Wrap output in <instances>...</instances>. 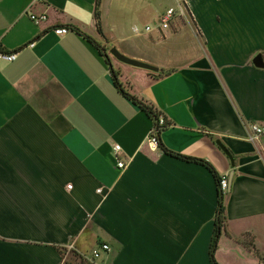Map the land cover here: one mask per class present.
I'll return each instance as SVG.
<instances>
[{"label":"crops","instance_id":"0c3cea01","mask_svg":"<svg viewBox=\"0 0 264 264\" xmlns=\"http://www.w3.org/2000/svg\"><path fill=\"white\" fill-rule=\"evenodd\" d=\"M132 1L111 18L101 0L100 33L97 0H0V50L18 53L0 62V264L90 263L101 244L111 252L95 264H213V172L150 150L154 120L116 82L166 117L164 148L228 176L217 263L264 264V133L250 140L253 125L264 130V0H168L187 17L150 33L135 23L159 22L160 0ZM126 14L136 36L107 38Z\"/></svg>","mask_w":264,"mask_h":264},{"label":"built area","instance_id":"2783aa9c","mask_svg":"<svg viewBox=\"0 0 264 264\" xmlns=\"http://www.w3.org/2000/svg\"><path fill=\"white\" fill-rule=\"evenodd\" d=\"M187 9L181 2L177 3L176 7H171L167 9V11L161 16L159 22L155 23L153 26H147L145 28L146 32H153L154 30H162L167 31L171 28V25L176 17H186ZM30 19L34 21L36 24H40L44 22L47 18L45 15L42 16H35L30 15ZM135 32H139L137 28L134 29ZM69 32V29H61L57 30L56 33L60 35H64ZM34 44H31L30 47L32 48ZM18 53H8L0 50V62L4 63H13L17 60ZM170 124L168 123L166 117L162 114L159 115L157 122H154V126L152 127L149 136L147 138V145L152 151H157L160 147V136L164 130H166ZM253 136L250 137L251 141L257 140L263 133L264 130L257 126L253 125L251 127ZM114 151L116 154H119L121 151L120 145L114 146ZM118 156V155H117ZM117 165L120 169H125L127 167L126 162H124L120 155L117 157ZM229 181L228 176H222L219 184V191L221 194L225 195L228 192ZM72 186H68V189H71ZM100 191V190H99ZM111 247L107 244H101L98 246L97 249L93 250L90 255H88V260L91 264H95V261L99 260L103 254L110 253Z\"/></svg>","mask_w":264,"mask_h":264},{"label":"trees","instance_id":"16d2710c","mask_svg":"<svg viewBox=\"0 0 264 264\" xmlns=\"http://www.w3.org/2000/svg\"><path fill=\"white\" fill-rule=\"evenodd\" d=\"M100 7H101V0H97L96 9H95V17H96V23L98 26V30L101 33V10H100ZM87 38L97 48H100V45L93 38H91L89 36H87ZM173 72H174L173 70L161 71L160 75L158 76V79H162V78L170 75ZM113 74H114V72H113ZM114 76H115V74H114ZM116 85L119 87L122 94H124L126 97H128L129 99L134 101V103L139 105V107L142 108V110L145 111L154 120L155 123L157 122L158 117L160 115V112H158L152 104L140 101V100L136 99L135 97L129 95L128 93H126L121 88V86L119 85L118 82H116ZM161 148L171 156H174V157L186 160V161H192V162H196V163H200L202 165H205L206 167H208L213 172L214 177L216 178L218 185L220 184L221 177H219L217 175V173L215 172L213 167L208 162L203 161V160L184 157V156H181L179 154H175V153L169 151L168 149L164 148L163 145H161ZM225 222H226V196L221 194L219 191L218 208H217L216 217H215V230H214V236H213L211 248H210V258H211V261L213 264H218L216 259H215V253L218 249L220 237L222 235V232H223V229L225 226ZM57 249L64 256L63 248L57 247Z\"/></svg>","mask_w":264,"mask_h":264},{"label":"rangeland","instance_id":"374dc122","mask_svg":"<svg viewBox=\"0 0 264 264\" xmlns=\"http://www.w3.org/2000/svg\"><path fill=\"white\" fill-rule=\"evenodd\" d=\"M117 1H119V0H107V2L109 3L108 12H109V16H111V18H116L115 16L119 15L118 14L119 11H115V10H117V7H116L117 6ZM122 1H123V3L129 4V5L130 4H134V2L132 0H127V1H129L128 3L125 0H122ZM157 5H158L157 6L158 10L160 12H164L165 13L167 11V9H168L169 2H168V0H160ZM133 8L136 9L135 5H133ZM129 16H130L129 14H126L125 15V19L123 21V24L119 23L120 29H121L120 31L113 32L111 30H108L109 34H107L106 37L107 38H111V37L119 38L121 36V33H123L124 35H126V37H129V38L130 37H135L136 33L134 32V30L132 28V27H134L135 24H137V28H139L141 30V33H144L145 32L144 30H145L146 21L145 20H140L138 23L134 24L133 22L130 21V17ZM186 17H187V15H186ZM153 25L154 24L152 23L151 26H153ZM111 28H112V26H111ZM131 59H133V58H131ZM63 264H91V263H83V262L80 261L78 256H76L75 254H71L70 257H66L65 258Z\"/></svg>","mask_w":264,"mask_h":264},{"label":"water","instance_id":"95a60500","mask_svg":"<svg viewBox=\"0 0 264 264\" xmlns=\"http://www.w3.org/2000/svg\"><path fill=\"white\" fill-rule=\"evenodd\" d=\"M110 54L119 62H122L124 64L136 67V68H140L143 70H147L150 72H159V69L151 64H148L146 62L140 61V60H135V59H131L125 55H123L116 47H112L110 49ZM254 64L256 67H264V61L261 55H258L255 59H254ZM216 144L225 152V154L230 158L232 165H235V160L234 157L232 156V154L230 153V151L226 148V146L224 145V143L221 140L216 141Z\"/></svg>","mask_w":264,"mask_h":264}]
</instances>
